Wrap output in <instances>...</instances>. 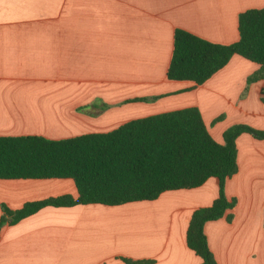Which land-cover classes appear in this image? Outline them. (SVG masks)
I'll list each match as a JSON object with an SVG mask.
<instances>
[{
  "label": "crops",
  "instance_id": "obj_1",
  "mask_svg": "<svg viewBox=\"0 0 264 264\" xmlns=\"http://www.w3.org/2000/svg\"><path fill=\"white\" fill-rule=\"evenodd\" d=\"M263 7L264 0H0V136L66 139L188 107L220 143L237 124L264 131V79L248 82L257 63L234 55L203 84L167 78L177 29L231 44L239 15ZM236 144L238 172L225 184L236 205L204 230L218 264H264V139L243 133ZM62 195H78L72 179H0V219L4 207ZM218 195L212 177L154 201L47 206L2 226L0 264H201L187 229Z\"/></svg>",
  "mask_w": 264,
  "mask_h": 264
},
{
  "label": "trees",
  "instance_id": "obj_2",
  "mask_svg": "<svg viewBox=\"0 0 264 264\" xmlns=\"http://www.w3.org/2000/svg\"><path fill=\"white\" fill-rule=\"evenodd\" d=\"M238 30L236 42L219 44L177 29L167 78L203 84L239 55L261 66L249 83L264 79V7L241 13ZM243 133L264 139L263 130L237 124L224 132L220 143L211 135L200 110L188 107L133 119L111 131L66 139L0 136V179L69 178L78 191L76 197L30 202L15 211L4 207L0 232L9 219L15 224L47 206L154 201L165 192L197 188L215 177L219 195L211 206L193 212L186 241L202 259L201 264H218L204 228L236 205L235 199L226 196L225 184L238 172L236 141ZM227 219L231 222L233 216Z\"/></svg>",
  "mask_w": 264,
  "mask_h": 264
},
{
  "label": "rangeland",
  "instance_id": "obj_3",
  "mask_svg": "<svg viewBox=\"0 0 264 264\" xmlns=\"http://www.w3.org/2000/svg\"><path fill=\"white\" fill-rule=\"evenodd\" d=\"M123 262L125 261V260H130V261H132L131 259H129V258H122L121 259ZM125 263V262H124Z\"/></svg>",
  "mask_w": 264,
  "mask_h": 264
}]
</instances>
